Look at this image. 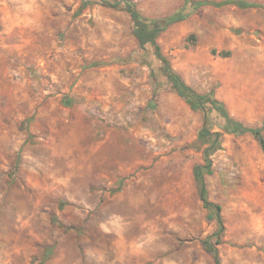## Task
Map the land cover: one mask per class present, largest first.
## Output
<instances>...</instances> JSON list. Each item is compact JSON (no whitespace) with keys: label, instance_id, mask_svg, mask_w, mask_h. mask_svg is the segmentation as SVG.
Listing matches in <instances>:
<instances>
[{"label":"rangeland","instance_id":"374dc122","mask_svg":"<svg viewBox=\"0 0 264 264\" xmlns=\"http://www.w3.org/2000/svg\"><path fill=\"white\" fill-rule=\"evenodd\" d=\"M20 1L0 22V264H214L208 237L264 264V151L195 98L264 136V0H131L161 23L184 7L156 43L186 97L132 57L127 10Z\"/></svg>","mask_w":264,"mask_h":264},{"label":"trees","instance_id":"16d2710c","mask_svg":"<svg viewBox=\"0 0 264 264\" xmlns=\"http://www.w3.org/2000/svg\"><path fill=\"white\" fill-rule=\"evenodd\" d=\"M240 6H254L255 3L247 2V1H231ZM88 3H99L101 5H105L108 7H115L120 10H127L131 16L134 34L136 35L139 41V50L134 51L132 57L145 65H148L151 69V83L153 87L156 89L159 86L168 85L173 88L179 95L186 97V92L191 90L181 79L179 76L175 75V73L170 68V65L167 59L163 56L160 51L159 45L156 43V37L158 33L164 29L170 23L176 22L178 20L183 19L187 14L184 13V7L175 10L171 15L164 19V23H161V20L151 19L144 15H142L135 4L131 0H82L83 6ZM207 1H200L197 4H206ZM218 5L221 3H217ZM197 94L195 98L198 100V104L201 108L206 107V103H211L217 111L224 117V122H218L217 125L226 132L241 134L244 132H250L253 134L257 142L259 143L261 149L264 151V136L262 134V127H249L244 125L242 122L237 121L231 117H229L223 105L217 101L212 92L206 95ZM219 132H211V129L207 126V120H204L203 126L199 132L200 137L219 136ZM208 157V154H207ZM202 168H206L208 170L210 168V162L205 165H198L195 169V177L198 181V190L201 200L203 201V205L206 208L214 207L216 210V220L218 223V231L215 233L217 236V240L220 239L224 225L222 221V217L220 214V205L217 203H213L207 200L206 191L204 187V181L202 179ZM218 242V241H217ZM203 244L209 248V251L212 252L214 264H222L217 249L209 246V237L203 240Z\"/></svg>","mask_w":264,"mask_h":264},{"label":"crops","instance_id":"0c3cea01","mask_svg":"<svg viewBox=\"0 0 264 264\" xmlns=\"http://www.w3.org/2000/svg\"><path fill=\"white\" fill-rule=\"evenodd\" d=\"M18 1H20V0H1L0 1V3L2 2L4 5V7L0 8V22L6 20L5 19L6 16L8 14H10V12H11V6L12 5H18ZM21 2H22V4L25 3V1H20L19 3H21ZM22 4L20 6H22ZM25 13H27V12H25Z\"/></svg>","mask_w":264,"mask_h":264},{"label":"bare ground","instance_id":"6f19581e","mask_svg":"<svg viewBox=\"0 0 264 264\" xmlns=\"http://www.w3.org/2000/svg\"><path fill=\"white\" fill-rule=\"evenodd\" d=\"M130 236H131L130 233H128L127 237H130Z\"/></svg>","mask_w":264,"mask_h":264}]
</instances>
